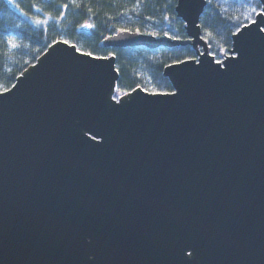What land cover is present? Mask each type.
I'll use <instances>...</instances> for the list:
<instances>
[{
  "label": "water",
  "instance_id": "1",
  "mask_svg": "<svg viewBox=\"0 0 264 264\" xmlns=\"http://www.w3.org/2000/svg\"><path fill=\"white\" fill-rule=\"evenodd\" d=\"M206 4L178 0L185 40L102 43L201 47L171 93L116 100V58L65 41L0 93V264H264V15L220 63Z\"/></svg>",
  "mask_w": 264,
  "mask_h": 264
},
{
  "label": "trees",
  "instance_id": "2",
  "mask_svg": "<svg viewBox=\"0 0 264 264\" xmlns=\"http://www.w3.org/2000/svg\"><path fill=\"white\" fill-rule=\"evenodd\" d=\"M200 19L204 43L216 61H223L233 36L255 21L260 0H206ZM0 0V93L57 41H67L95 56H114L119 80L115 98L141 88L171 93L164 75L167 66L197 59L201 47L191 45L155 51L105 48L102 43L120 32L187 39L185 23L177 15L178 0ZM255 9V11H253ZM91 25L90 31L83 30ZM139 30V31H137ZM155 33L156 35H151Z\"/></svg>",
  "mask_w": 264,
  "mask_h": 264
},
{
  "label": "snow or ice",
  "instance_id": "3",
  "mask_svg": "<svg viewBox=\"0 0 264 264\" xmlns=\"http://www.w3.org/2000/svg\"><path fill=\"white\" fill-rule=\"evenodd\" d=\"M261 7H264V4H262ZM253 11H255V9H253ZM257 15H264V13H257ZM87 27H91V25H87ZM137 31H139V30H137ZM151 35H156V34L152 33ZM65 43H67V41H65ZM88 55H91V53H88Z\"/></svg>",
  "mask_w": 264,
  "mask_h": 264
},
{
  "label": "rangeland",
  "instance_id": "4",
  "mask_svg": "<svg viewBox=\"0 0 264 264\" xmlns=\"http://www.w3.org/2000/svg\"><path fill=\"white\" fill-rule=\"evenodd\" d=\"M228 56H229V55H227L226 57H228ZM226 57L224 58V60L226 59ZM224 60H223V61H224ZM223 61H220V63L223 62ZM217 62H218V61H217Z\"/></svg>",
  "mask_w": 264,
  "mask_h": 264
},
{
  "label": "bare ground",
  "instance_id": "5",
  "mask_svg": "<svg viewBox=\"0 0 264 264\" xmlns=\"http://www.w3.org/2000/svg\"><path fill=\"white\" fill-rule=\"evenodd\" d=\"M125 95H127V94H125ZM125 95H122V97L125 96Z\"/></svg>",
  "mask_w": 264,
  "mask_h": 264
}]
</instances>
